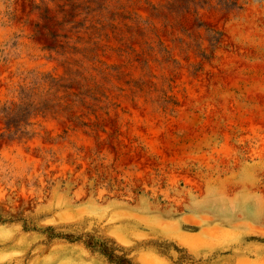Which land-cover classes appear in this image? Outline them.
Here are the masks:
<instances>
[{
    "label": "rangeland",
    "instance_id": "rangeland-1",
    "mask_svg": "<svg viewBox=\"0 0 264 264\" xmlns=\"http://www.w3.org/2000/svg\"><path fill=\"white\" fill-rule=\"evenodd\" d=\"M95 243L264 264V0H0V264Z\"/></svg>",
    "mask_w": 264,
    "mask_h": 264
},
{
    "label": "trees",
    "instance_id": "trees-1",
    "mask_svg": "<svg viewBox=\"0 0 264 264\" xmlns=\"http://www.w3.org/2000/svg\"><path fill=\"white\" fill-rule=\"evenodd\" d=\"M185 6L188 4H195L201 2V0H180ZM204 2V0H203ZM227 1L226 3H228ZM231 5L232 2H231ZM93 247H97L100 254H102L112 264H132L124 254L119 255V250L114 246H108L105 243L94 244Z\"/></svg>",
    "mask_w": 264,
    "mask_h": 264
}]
</instances>
